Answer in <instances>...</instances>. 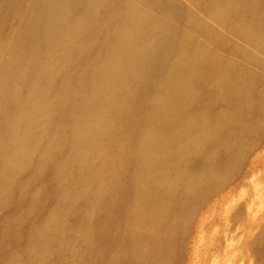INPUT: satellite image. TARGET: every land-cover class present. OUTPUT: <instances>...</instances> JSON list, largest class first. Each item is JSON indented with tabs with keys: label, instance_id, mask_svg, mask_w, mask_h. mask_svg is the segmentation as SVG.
Here are the masks:
<instances>
[{
	"label": "bare ground",
	"instance_id": "obj_1",
	"mask_svg": "<svg viewBox=\"0 0 264 264\" xmlns=\"http://www.w3.org/2000/svg\"><path fill=\"white\" fill-rule=\"evenodd\" d=\"M69 1L79 29L74 34L61 23L64 10L55 13V0H0V65H6L0 67V186L7 193L0 204L10 205L17 194L21 198L16 204L27 203V192L20 188L14 194L18 188L13 182H22L18 175L37 154L45 128L51 129L52 137L31 181L27 179V189L43 180L47 166L56 162L55 152L62 149L64 158L55 165L53 179L62 184V196L68 198L54 207L53 214L47 212L35 239L27 241L25 259L15 262L41 259L47 241H59L66 231L69 237H80L79 247L67 252L71 258L66 264H93L97 254L89 251L93 237L84 230L86 223L93 230L110 215L123 213L133 223L131 244L137 242L138 228L144 229L137 249H123L128 246L125 232L120 243L109 242L113 254L101 264L122 260L166 264L173 225L186 209L200 210L209 196L234 179L246 144L264 129V0H176L178 6L172 4L174 0H136L129 7L123 0H110L102 23L97 13L88 12L104 0ZM207 3L212 9L209 16L203 9H208ZM14 12L16 19L25 21L15 26L9 53L13 28H4L3 22ZM116 12L122 16L117 38L102 33ZM200 19L205 26L218 25L224 38L210 37V29L198 25ZM157 29L161 40L147 36ZM193 31L198 34L194 38L198 47H172L184 42L177 35ZM231 34L232 38L225 37ZM30 35L35 37L33 45ZM73 39L80 43V53L65 70L38 50L46 40L53 55L62 54ZM86 42L84 46L98 45L105 54L96 65H90L82 50ZM173 52L178 54L170 56ZM194 52H224L233 60L223 66L213 55L195 57ZM215 66H222V75L210 73L218 72ZM194 70L207 73L197 80ZM49 72L45 81L61 90L51 100V108L42 102L47 90L35 99L25 97L24 104L11 96L16 83L34 89ZM215 77L220 78L216 93L203 91ZM193 99L199 102L193 105ZM203 100L217 111L202 110ZM30 202L19 219L6 220L2 245L19 239L13 223H26L30 209L41 204L37 199ZM153 224L154 231L156 227L161 232L151 231ZM119 248L123 257L117 256Z\"/></svg>",
	"mask_w": 264,
	"mask_h": 264
},
{
	"label": "rangeland",
	"instance_id": "obj_2",
	"mask_svg": "<svg viewBox=\"0 0 264 264\" xmlns=\"http://www.w3.org/2000/svg\"><path fill=\"white\" fill-rule=\"evenodd\" d=\"M51 1L52 0H50V3H52ZM55 1H57L55 13L59 15L60 11L64 10V12L62 13V17H60L61 23L62 25H64V23L67 24L68 27L66 29L74 34V31L78 29V24L76 23V15L70 9V1ZM134 1L136 0H123L124 4L128 3V7L130 6V3H133ZM175 1L176 0H174L172 4L178 6L177 2ZM178 1L183 2L182 0ZM104 2H100L99 4H97V6H95L88 12L97 13L98 22L101 23L103 21V18L105 17L103 10L107 7L109 8L110 6L108 5L110 0H104ZM134 4L135 2L133 3V6ZM186 5L187 4H185L184 7L185 12L189 11L186 10ZM128 7L125 5L123 6L124 9ZM17 8L18 7L16 6L15 9ZM203 9L208 16L211 15V4H208V9L205 7ZM142 10L144 9L142 8ZM119 12H116L118 13L116 15H111L112 19H108V24L105 28L102 29V33H112L115 38L119 36L117 27L119 20L122 17H119ZM0 13L2 12L0 11ZM14 14L15 15L9 14L12 16L9 17L8 21L3 22L4 28H13L12 42L7 50V52L9 53L12 48L13 39L16 36V31L14 28L18 23L24 24L25 21L24 19H16L18 15L15 12ZM153 14L154 16H156L155 13ZM153 14H151V18H153ZM197 22L199 23V26L204 25L202 26V28L204 27V30H206L208 27L211 31L210 37L214 38L215 40H217L218 37L224 38V35L220 34V27L218 25L205 26V23H202L201 19L199 21L197 20ZM5 23H7L8 27H5ZM34 27L37 28V25L35 24ZM81 28H86L87 30H89L91 26L87 27V25H83ZM155 31L156 32H154L153 35L147 36L161 40L162 36L159 34V29ZM58 33L59 29L55 33V35ZM102 36L103 35H101V37ZM197 36L198 34L194 33V31L189 33L188 35H177V37L184 40V42H174L172 47H198L199 44L195 42L196 40L194 41V38ZM225 37L232 38V34L231 36L227 35ZM34 40L35 37H32L30 35L29 44H35ZM49 40H51L50 37L48 41ZM43 42L44 44H42L41 47L39 45L38 48V50H40V55L47 54L46 59L48 60V58L51 57L50 62L58 61L59 66L62 70H65L67 67L69 68L70 64L73 61H76V57L80 53V47H77L80 43L77 41V39L69 41V50H63L62 54L60 52L54 55L52 54L53 46H51V43L46 42V40H43ZM86 44L87 42L83 45L81 44V46H84ZM160 44L161 43H158L157 45ZM97 47L98 48H89L86 46L82 47V50L86 51L88 54L87 56H89L88 62L91 66L92 64H98L105 55L101 51V47H99L98 45ZM177 54L178 53L173 52L170 53V56ZM193 54L195 55V57H197L198 55H213V59L223 66H227V64H229V62L233 60L228 56V53L224 52H194ZM2 61L3 63L7 64L3 59ZM2 66L6 65H0V67ZM45 66L48 65L46 64ZM215 67L218 68V72H216V69H211L212 71H210V73L222 75V71L220 69L222 66ZM203 72L204 73H202V71L194 70L193 73L196 79L200 80L203 78V74L207 73L205 71ZM49 74L50 72L44 77V81L38 83V86H35L34 89L33 87L31 88L30 85L19 86L16 83V86L12 89L13 92L11 93V96H14V98H16V102L18 101L22 103L25 97L35 99L41 96L43 90H47L44 94L45 98L42 100V102L47 107L51 108V100L56 95L61 93V90L58 85L55 86L54 83L52 84L45 81V78L47 79ZM3 77L5 78L4 75ZM216 77L215 79L209 80L207 85L203 87V91L210 90L211 92L212 90L214 93H216V90L220 85V78L217 79ZM203 101L206 103V100ZM192 102L193 105H195L199 101L197 99H193ZM200 106L202 110L207 109L206 112L208 114L217 111L216 106H214V104L212 103H206ZM208 106L211 108H209ZM23 109L24 111L27 110L28 106L24 105ZM28 112L29 110H27V113ZM50 130V128L44 129L43 136L40 139L41 144L37 148V154L33 155L30 158V161H28L25 169L22 170L18 175V178L21 179L22 182L17 183L16 180L13 182L18 188V190L14 191V194H17L20 188H23L27 192V203L16 204L14 201H18L21 198L20 194H17L18 197L13 198V203H11L10 205L4 206L0 204V264H16L17 261H21V259H19L15 262L16 258L25 259L24 250L26 248L27 241H32L35 239V236H37L38 228L42 226L47 212H51L53 214V209H55L54 207H56L58 204L60 205L62 202H64V200L66 201L68 199L67 197L62 196V191L64 189L62 184L59 182H55V180L53 179L55 165L57 163H61L64 158L62 156L64 154V151L62 149L55 152L56 154L54 155V160L56 162L55 164H49L47 166L45 174H43V180L32 182V184H30L27 189V179H29V177H32V173L33 175L35 174L39 165V158L41 157V153L45 149L46 144H48L51 140L52 135ZM253 137L254 138L251 139L248 138V140L250 139L251 141L246 144V153H242V158L237 163L238 168L236 171H234V179L227 183L220 191L209 196L207 203L200 210L197 211V209H186L182 214L179 223L177 222L176 226L173 225L171 231V240L167 245L168 252L166 264H264V129L257 133L256 136L253 135ZM259 144H262L261 147L258 146ZM247 154H249L247 157L248 163L244 165L245 156H247ZM199 157L202 158L201 156ZM13 161L16 162V158L11 156V162ZM42 170L44 171V168ZM8 171L10 173H14L10 170ZM1 182L2 176H0V183ZM6 195V191L4 192V188L0 186V199L5 197ZM28 199L31 201L30 204L36 203L34 202V200L37 199L38 201L40 200V203L42 205L35 204L36 206L33 209H30L26 219V223L20 222V220L16 223H13L14 230L20 232V237L15 242L2 245L1 228L5 226L4 224L7 222L6 220L8 218H16L14 220L16 221L24 214V212L28 211V209L25 208L26 206H29ZM132 224L133 223L128 218V216L123 213L110 215L105 221H103L97 228L93 230L86 223L84 230H86L87 233L90 232L93 237L92 242L89 243V246H92L89 251L97 254V257L94 260L93 264H101V262H104L107 258H109L113 254L112 247L109 246V242L114 239L115 242L119 241L120 243L121 236L125 232V240L128 246H124L123 249L127 250L128 252H134V250L137 249L136 243L142 236L144 229L142 228V226L138 228L137 242L135 244H131L134 239V228ZM153 226H155V224L150 225V227H152L150 228L151 231H154ZM159 229L160 228L155 227L154 232H161V230ZM14 239L16 240V238ZM59 239V241L54 240V242H50V240H48V245L42 250L44 253V257H42L41 259L36 258L32 263L29 264H66V258H71V256H68V251L71 249H77L79 247L80 237H78L76 240V238L69 237L66 231H63L60 234ZM114 241L112 242V244H117ZM49 244L52 248L49 247ZM139 248L140 247L138 246V249ZM64 254L67 257H64ZM14 256L15 258H13ZM117 256H124L122 248L118 249ZM127 262L128 261L126 260H122L119 264H126Z\"/></svg>",
	"mask_w": 264,
	"mask_h": 264
}]
</instances>
